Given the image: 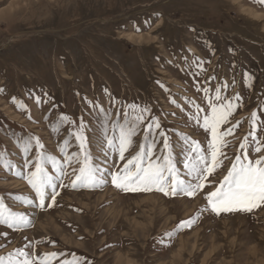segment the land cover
I'll use <instances>...</instances> for the list:
<instances>
[{"label": "rangeland", "instance_id": "rangeland-1", "mask_svg": "<svg viewBox=\"0 0 264 264\" xmlns=\"http://www.w3.org/2000/svg\"><path fill=\"white\" fill-rule=\"evenodd\" d=\"M0 89V153L7 163H0V201L30 216L22 227L0 224V256L23 248L35 257L56 252L52 264L73 255L80 264H264V205L252 213L216 215L203 210L202 193L124 192L111 184V171L113 161H126L101 151L106 120L119 126L129 106H148L146 115L160 121L183 174L185 136L202 148L210 139L191 118L195 105L207 110L217 89L237 105L228 126L240 121L228 137V156L249 132L253 111L257 135L264 138V3L0 0ZM83 114L89 150L101 162L96 165L107 169L108 182L72 188L74 177L64 176L56 183L67 186L57 187L52 207L50 199L43 209L27 203L35 195L23 178L31 170L25 159L34 163L37 151L49 157L56 152L58 160L77 152L72 133ZM62 116L73 123L60 125ZM31 136L44 148L33 143L25 153L23 141ZM134 139L126 158L151 142L142 129ZM156 141V155H163L161 138ZM197 214L190 228L164 236Z\"/></svg>", "mask_w": 264, "mask_h": 264}, {"label": "snow or ice", "instance_id": "snow-or-ice-1", "mask_svg": "<svg viewBox=\"0 0 264 264\" xmlns=\"http://www.w3.org/2000/svg\"><path fill=\"white\" fill-rule=\"evenodd\" d=\"M259 2L264 3V0ZM204 92L207 93L208 89L205 88ZM129 107L131 112L123 114V124L117 126L113 121L106 120L101 141V151L105 158L108 152L114 151L120 161H126L122 166L116 165L113 161L111 184L115 188L124 192L156 190L166 196L180 194L194 197L202 193L207 201L203 210H210L216 215L232 212L252 213L264 205V154H262L264 138L257 135L259 123L257 111L251 113L250 130L243 137L233 157H229L226 151L230 143L228 137L240 123L237 121L228 126L229 118L237 105L225 102L219 89L216 90L215 100L209 102L207 110L195 105L197 112L191 118L201 124L205 132L210 135V139L206 148H202L198 141L190 140L185 136L186 155L183 163L184 173L181 174L172 160L168 137L163 131H159L160 121L146 115L150 113V108L138 105ZM201 111H206L207 114L201 117L199 114ZM100 112L104 113V110L100 109ZM104 115L107 117L108 114L104 113ZM64 123L73 122L69 121L67 116H62L59 124ZM108 125L111 127L109 128ZM141 129L144 132V139H150L151 142L141 147L131 158H126L125 153L134 145V138ZM72 135L78 142L79 150L71 155H65L62 160L54 156L49 157L41 151H37L34 163L31 159H25V166H31V170L23 178L34 190L35 195V199H27V203H36L38 208L43 209L46 200L50 199L51 203H48L47 207H52L60 194L57 187L67 186L63 182L59 185L56 183L64 176L74 177L70 179L72 188H98L108 182L104 175L107 169L96 165L89 150L86 125L82 119ZM157 136L162 140V148L158 150L166 153L160 156L156 155ZM33 143L37 149L44 148L39 138L31 136L23 141V151L29 152ZM249 150L256 155L250 156ZM225 161H227L226 173L217 178L220 172H224ZM0 163H5L3 153H0ZM49 164L55 170L54 173H50L47 167ZM68 169H71L70 174ZM197 219L198 214L188 220H181L175 229L164 233V236L173 237L181 229L190 228ZM28 223H30L29 217L24 212L11 210L0 201V224L9 228H18ZM161 242L163 243V237ZM57 255L56 252H49L35 257L20 248L16 249L15 253H9L7 257L0 256V264H52ZM60 264H80V259L73 255L72 259L61 260Z\"/></svg>", "mask_w": 264, "mask_h": 264}, {"label": "trees", "instance_id": "trees-1", "mask_svg": "<svg viewBox=\"0 0 264 264\" xmlns=\"http://www.w3.org/2000/svg\"><path fill=\"white\" fill-rule=\"evenodd\" d=\"M81 119L84 121V123H85V125H86L87 118H86L85 114H83V117L80 118V121H81ZM39 150H41V149H39ZM51 155L54 156V157H56V158L60 157V154H56V152H53ZM93 158H94V157H93ZM94 162H95L96 164H97V163H98V164H101V162L98 161L97 157H96V159L94 158Z\"/></svg>", "mask_w": 264, "mask_h": 264}, {"label": "flooded vegetation", "instance_id": "flooded-vegetation-1", "mask_svg": "<svg viewBox=\"0 0 264 264\" xmlns=\"http://www.w3.org/2000/svg\"><path fill=\"white\" fill-rule=\"evenodd\" d=\"M187 118V121H189V117H186ZM184 120V117H183V119H181L180 121H183ZM186 124V123H185ZM262 154H264V153H262Z\"/></svg>", "mask_w": 264, "mask_h": 264}, {"label": "bare ground", "instance_id": "bare-ground-1", "mask_svg": "<svg viewBox=\"0 0 264 264\" xmlns=\"http://www.w3.org/2000/svg\"><path fill=\"white\" fill-rule=\"evenodd\" d=\"M259 13V12H258ZM129 36V35H128ZM143 38V37H142ZM141 40V39H140ZM147 40V39H146ZM239 117H241V116H239ZM22 209V208H21ZM30 217V216H29ZM39 224V223H38Z\"/></svg>", "mask_w": 264, "mask_h": 264}]
</instances>
